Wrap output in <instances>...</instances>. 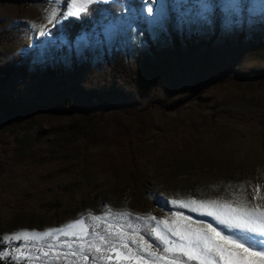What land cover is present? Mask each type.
<instances>
[{"label":"rangeland","instance_id":"obj_1","mask_svg":"<svg viewBox=\"0 0 264 264\" xmlns=\"http://www.w3.org/2000/svg\"><path fill=\"white\" fill-rule=\"evenodd\" d=\"M227 2L208 0L207 20L193 12L183 23L168 1L160 23L99 4L96 14H81L91 15L93 26L80 35L87 43L79 49L51 33L69 18L70 0L0 4V62L18 58L38 76L34 84L14 75L0 84L3 96L22 104L0 122L4 257L18 264H138L116 260V250H128L114 235L108 236L117 244L111 260L89 252L87 261L62 254L63 236L35 247L9 237L86 218L100 225L86 239L103 253L107 245L95 233L107 236L108 224L112 232L140 225L144 235L150 234L144 220L171 216L172 206L158 197L264 204V14L232 17L225 27ZM118 61L127 80L113 81ZM89 91L97 95L85 103ZM53 243L58 246L42 249L49 256H37L41 245ZM151 251L160 254L155 244Z\"/></svg>","mask_w":264,"mask_h":264},{"label":"snow or ice","instance_id":"obj_2","mask_svg":"<svg viewBox=\"0 0 264 264\" xmlns=\"http://www.w3.org/2000/svg\"><path fill=\"white\" fill-rule=\"evenodd\" d=\"M114 4L123 7V10L130 17L143 16L149 23H160L166 16L167 0H140L137 7L133 0H70L66 15L68 17L80 18L82 13L90 12V5L93 4ZM172 6L179 12V20L183 23L186 19L195 18L207 20L212 5L208 0H173ZM183 9V11H181ZM227 9L229 19L225 27H231L239 22L246 13L251 19L258 13L264 14V0H228ZM55 19L53 15L49 23ZM111 27V26H109ZM41 35L48 33L43 29ZM87 43V36H80L76 40L77 48ZM258 195V189L255 190ZM158 203L163 201L162 206H172L169 218L158 219L150 216L143 223L148 226L153 242L158 241L162 249L157 246L156 252L153 243L149 242L144 235L140 234V225L133 228L129 222L127 229L131 231L117 230L110 231L112 224L107 225L109 230L106 235L96 232L95 235L101 242L107 245L105 251L101 252V246L95 241H89L87 237L93 235L89 228H99V223L89 225L86 218L77 219L59 228H49L47 231H20L9 237L10 240L23 241V246L29 243L35 247V242L44 241L46 238L59 240L61 236L66 239L59 247L66 249L64 256H79L80 260L87 261L92 253L93 256L103 260H111L108 253L117 249L115 241H109L108 236L114 235L119 241V247L127 249V254L116 250V260H128L135 258L138 264H149L148 258L158 261L159 264H264V204H253L246 199L221 200V199H188L167 200L158 197ZM187 210L186 214L185 211ZM192 213H195L194 217ZM107 215V213H106ZM127 215V214H125ZM93 222L105 219L101 216H90ZM141 220V217H136ZM155 226H152V222ZM124 228V225L117 226ZM134 245L135 247H130ZM58 245H41L37 249V256L47 257L49 252L42 251L43 247L55 248ZM16 252L21 248L17 247ZM31 258V252L27 254ZM19 259V258H16Z\"/></svg>","mask_w":264,"mask_h":264},{"label":"trees","instance_id":"obj_3","mask_svg":"<svg viewBox=\"0 0 264 264\" xmlns=\"http://www.w3.org/2000/svg\"><path fill=\"white\" fill-rule=\"evenodd\" d=\"M8 0H0V4L6 2ZM17 1H24V2H33L37 0H17ZM171 4L173 0H167ZM90 12L89 14H93L96 12L97 8H99V4H93L89 6ZM110 10V9H109ZM83 14L80 18L69 17L62 21L60 25L55 26L51 33L54 38L65 37L70 44H73L76 39L83 34L84 32L88 31L93 26V18L91 15ZM96 14V13H95ZM1 36V35H0ZM20 59L14 58L12 60L2 61L0 62V84L5 82L10 76L14 75L24 83H32L36 81L38 78L37 74L32 71L28 65L20 64ZM112 72L114 75L113 81L117 79L127 80L129 77V73L126 70V66L124 62H117L115 65L112 66ZM41 79V78H40ZM106 86V85H104ZM61 94H64L61 93ZM97 93L95 91H89L88 95L83 94L81 99L85 103H89L91 98H94ZM22 104L13 101V98H6L0 92V122L1 120H5L8 117L15 115L19 109H21ZM124 110L129 111V107H123ZM144 235L149 241L159 248L162 249V245L159 244L158 241L153 242V239L149 233L146 231ZM2 248V247H0ZM0 264H18L14 259L10 257H4L0 252Z\"/></svg>","mask_w":264,"mask_h":264}]
</instances>
